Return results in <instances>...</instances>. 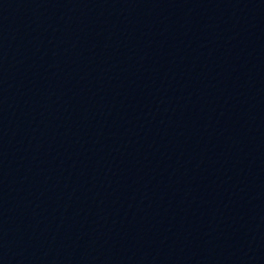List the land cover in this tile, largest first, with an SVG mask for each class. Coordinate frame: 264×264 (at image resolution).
<instances>
[{"label": "water", "instance_id": "1", "mask_svg": "<svg viewBox=\"0 0 264 264\" xmlns=\"http://www.w3.org/2000/svg\"><path fill=\"white\" fill-rule=\"evenodd\" d=\"M0 264H264V0H0Z\"/></svg>", "mask_w": 264, "mask_h": 264}]
</instances>
